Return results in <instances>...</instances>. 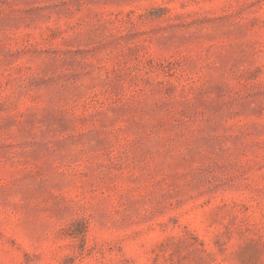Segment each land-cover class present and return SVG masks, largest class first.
Returning <instances> with one entry per match:
<instances>
[{
	"label": "rangeland",
	"instance_id": "rangeland-1",
	"mask_svg": "<svg viewBox=\"0 0 264 264\" xmlns=\"http://www.w3.org/2000/svg\"><path fill=\"white\" fill-rule=\"evenodd\" d=\"M0 264H264V0H0Z\"/></svg>",
	"mask_w": 264,
	"mask_h": 264
}]
</instances>
